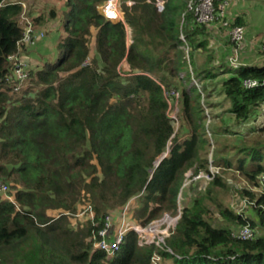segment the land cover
<instances>
[{"label": "trees", "instance_id": "16d2710c", "mask_svg": "<svg viewBox=\"0 0 264 264\" xmlns=\"http://www.w3.org/2000/svg\"><path fill=\"white\" fill-rule=\"evenodd\" d=\"M59 1L65 2L63 31L55 50L37 66L30 64L16 92L7 81L13 69L9 56L24 57L25 50L41 42L20 45L22 16L35 30L41 19H30L25 3L0 0V180L14 189L8 200L0 198V264H153L157 251L160 264L167 259L174 264H264V234L239 240L231 228L214 221L209 203L223 222L257 226L216 200L214 189L225 187L219 176L183 209L167 239L173 253L140 247L132 231L113 259L95 248L94 234L105 227L110 211L119 208L118 218L127 204L136 203L130 216L144 226L164 213L176 216L187 172L210 174L211 160L202 158L204 148L210 149V124L197 108L202 95L195 89V98L176 75L187 64L197 70L196 52L208 46L210 31L191 29L184 21L187 54L180 17L190 0H165L162 13L155 0H120L124 19L117 22L100 12L106 0ZM155 50L164 52L159 56ZM124 61L130 65L126 74ZM200 73L213 75L208 69ZM225 74L230 75L222 83L230 112L240 124L254 121L264 112V85L246 89L244 82L263 81L264 65L238 66ZM171 91L181 97L178 129L166 96ZM263 161L258 149L237 161L255 187L264 174ZM214 163L230 168L233 162L217 158ZM243 194L254 202L264 228V194ZM82 205L91 206L94 216L86 211L88 222L74 228L70 215Z\"/></svg>", "mask_w": 264, "mask_h": 264}, {"label": "rangeland", "instance_id": "374dc122", "mask_svg": "<svg viewBox=\"0 0 264 264\" xmlns=\"http://www.w3.org/2000/svg\"><path fill=\"white\" fill-rule=\"evenodd\" d=\"M11 1L25 3L26 8L24 10V13H26L30 19H41L40 22H36V27L38 28L36 29V31L43 33L44 38L36 47L25 50L24 52V55L27 56L24 57L27 61H29L31 67H35L42 58L48 56L49 52L53 53L55 50V42L58 40L60 33H62L63 31V11L65 2H60L59 0ZM234 2L235 10L239 11L241 0H234ZM249 2L252 3L251 0ZM127 4L131 5V2H127ZM123 6L124 4L120 2L121 17H123L124 19ZM255 6H257V3L255 4ZM52 12H55L54 16H52ZM182 16L180 17V24L182 34L184 35L183 31H185L186 23H183ZM118 20L122 19L118 17L114 21L117 22ZM234 22L235 20H231L229 18V27L231 26V23ZM242 25L249 30L250 23H246L245 20H243ZM263 25L264 24H261L260 28H262ZM202 28H199V30H201ZM224 30L225 29H223L222 31ZM253 30L254 28H252V31H248V39L246 41L248 50L245 49L246 51L243 50L242 52V49L240 48V51L238 52L239 56L237 57L236 62L233 61V59L235 58L234 56H236L235 49L237 46L233 45L230 42H225V44L223 45L225 47L229 46L231 48V52L225 51V53H222L221 49L217 46V41L212 40L210 36L208 46L205 48H201L196 52L197 70L195 66H193V68L191 69L189 64H187V68L182 69V71H180V73L178 72V74L176 75L179 76V80L182 81L187 90L192 91V94L195 98H197V95H199L198 92L197 94H195V89H198L202 95V97L199 99V105L197 104V108H199L198 114L203 117L206 116L205 118L207 120V124H210L209 133H207V140L210 143V149H208L207 147L204 148V150L202 151V158L204 160L206 159L207 161L211 160L210 164L208 165V169L210 170V172H213L214 176H219L225 184L224 188L214 189V197H216V200L218 202H221L225 206L231 208L234 213L241 214L245 218H252L253 220H255L257 224L255 228L257 230V234L258 236H262L264 234V228L258 219L259 217L257 215L255 204L254 202L250 201V198L246 196V194H243L244 190L258 193V187L253 186L248 181V179L238 170L237 161L240 158H245L251 155L255 149L260 150L264 154V112H260V114L254 121L240 124L239 122H237L234 115L230 112L231 104L226 98L222 87L223 80L230 76L225 73L230 69H235L236 67L240 66V64H242L243 66L245 64H254L256 66L264 65V59L260 58L261 55L259 48L264 42V31L262 30L263 32L259 34L258 31L253 32ZM255 37L257 38L255 39ZM129 38L128 44H131L129 43L131 41L130 33ZM161 52L163 53L164 51L155 50L156 55L161 56ZM170 54V56L172 57L173 55L171 52ZM129 68L130 65L124 61L121 66L122 73L126 74L130 72L128 70ZM205 69L213 72V75H206L207 77H205L203 73H200ZM189 76H191L193 79H191ZM174 81V83H176L177 77L174 79ZM176 85H178V83H176ZM180 99L181 97L179 96V99L177 100L178 106H176V101V103L172 105V108L170 109V116L177 118L175 124L176 129H178L179 127V118L183 110ZM210 133L212 137H210ZM186 136H189V134H186ZM217 158L223 159L224 161L228 159L231 160L233 162L232 167L229 168L222 165L220 166L221 168H218L216 163L213 164V160ZM199 165H201L200 162L198 163V166ZM193 172L195 173L194 169L190 170L186 174L185 185L179 198V208L181 209V211H183L186 206H191L195 198L205 195L208 187L210 186V183H212L214 180L213 179L209 181L206 179H200L198 181H195V175L193 174ZM200 181H202L203 183H201ZM7 185L10 187V191L8 192V194H0V198L4 200H8V198L11 197L10 194L14 193V189L12 188V186H10L9 183ZM209 205L214 208L213 218L218 225L222 224L223 226L229 227L231 228L232 232L237 231L240 228L223 222L222 218L215 209V205H213L212 203H209ZM137 208L138 205L136 203L135 205L132 204L133 217ZM118 210L119 208L109 212L115 215V225L119 224V222L117 221V215H119ZM86 211L87 207H83L82 205L79 206L77 213L70 215V223L72 224V227L79 228L81 224L84 225L88 222V218L90 217ZM51 215L57 217L58 213H51ZM171 216L176 217L175 215ZM178 222L176 224V227L178 225ZM176 227L172 229L173 232L175 231ZM162 264L174 263L172 260L167 259Z\"/></svg>", "mask_w": 264, "mask_h": 264}, {"label": "built area", "instance_id": "2783aa9c", "mask_svg": "<svg viewBox=\"0 0 264 264\" xmlns=\"http://www.w3.org/2000/svg\"><path fill=\"white\" fill-rule=\"evenodd\" d=\"M132 5V3H131ZM165 0H155V6L158 13H162L165 9ZM24 8L26 7L23 4ZM230 6L229 0H190L187 5V10L183 15V22L187 21L190 27L193 29H199L204 27L212 33H217L221 36V32L225 29V36L228 37L230 43L237 45L235 49L236 56L233 61L236 62L238 52L240 51L241 45L246 40L247 29L243 25H233L229 27L228 8ZM100 12L108 19L114 21L118 17L123 20L120 12V0H106L104 4L99 8ZM23 24L21 28L23 30V39L21 44L32 47L37 44L38 41L44 38V34L34 29L31 21L23 14ZM119 21V20H118ZM26 22V23H25ZM115 22V21H114ZM227 26V27H225ZM223 34V32H222ZM182 41L186 44L182 49L189 54V46L186 43L185 36L182 34ZM260 55L264 59V42L260 46ZM9 61L13 65L12 73L8 76L7 81L15 84V91H19L22 85L28 78V70L30 68L29 61L20 54H13L9 56ZM240 66H243L240 64ZM264 85V80L249 79L244 82L246 89H252ZM166 96L169 100L170 109L172 105L179 99V93L176 91L167 92ZM178 106V101L176 103ZM173 120L177 121L176 117H172ZM170 148L162 155L157 161L158 166L160 162L169 156ZM192 173V172H190ZM194 174V172H193ZM213 172L210 174L201 171L195 175L194 180L200 179L213 180ZM9 186L4 182L0 181V194H8ZM259 194H264V174L260 178L259 187L257 189ZM9 199V198H8ZM132 203L126 205L121 212L117 221L118 225H115L114 214L111 213L106 218L105 227L102 228L98 233L94 234L95 248L106 253L109 259H113L120 251L123 243L125 242L126 236L129 232H135L138 236V245L140 247L155 246L158 250H172L167 245V239L172 235L173 230L179 219H181L182 211L179 208L178 215L172 217L169 213H164L163 217L152 221L149 225L144 226L140 222L134 220L130 216V210ZM91 214V218L94 216L91 210V206L88 207ZM164 227V228H163ZM233 237L243 241H253L258 238L257 230L254 229L250 224L243 225L237 231L232 232ZM161 256L158 251L153 258V264H160Z\"/></svg>", "mask_w": 264, "mask_h": 264}, {"label": "crops", "instance_id": "0c3cea01", "mask_svg": "<svg viewBox=\"0 0 264 264\" xmlns=\"http://www.w3.org/2000/svg\"><path fill=\"white\" fill-rule=\"evenodd\" d=\"M8 1H11V0H8ZM229 1H230V6L228 8V17L231 20H236L237 18H240V20H242V23H243V20H245L246 23H250V28H249V30L247 29L246 40H245L244 44L241 47L242 52H243V50H245V49L248 50V45L246 44V41L248 39V31L249 32H250V30L252 31V28H254L253 32L254 31H258L259 34L264 31V25H263L262 28H260V25L264 24V0H251L252 3L249 2L250 0H241V2L242 3L244 2V3L242 4L240 2L239 11H236L235 8H234V3H235L234 0H229ZM256 3H257V6H255ZM188 25L190 27L189 23H188ZM191 29H193V28H191ZM222 32H223V34H222ZM222 32H221V36L219 34H217V33H212V32H209V34H210L212 40H216L217 41L216 42L218 44L217 46L221 49L222 53H225V51L231 52L230 51L231 48L229 46L225 47L223 45V44H225V42L228 43L229 40H228V37L225 36V33H226L225 30L222 31ZM212 35H214V36H212ZM256 38L257 37H255V39ZM263 41H264V39H263ZM129 43H132V40ZM171 53H173V52H171ZM260 58L262 59L261 56H260ZM125 62H127V61H125ZM244 66H256V65H254V64H247L246 65L245 64ZM128 70L130 71V68Z\"/></svg>", "mask_w": 264, "mask_h": 264}]
</instances>
